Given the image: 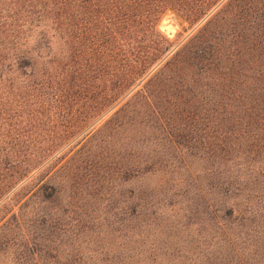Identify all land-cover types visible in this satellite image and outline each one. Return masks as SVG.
I'll return each instance as SVG.
<instances>
[{
    "label": "rangeland",
    "instance_id": "obj_1",
    "mask_svg": "<svg viewBox=\"0 0 264 264\" xmlns=\"http://www.w3.org/2000/svg\"><path fill=\"white\" fill-rule=\"evenodd\" d=\"M235 1L219 0L193 25L164 13L156 29L172 45L168 57L208 22L221 24ZM164 63L97 117L89 103L35 112L21 138L35 148L56 147L8 205L0 204V237L13 236L19 248L0 253V264L33 254L36 262L27 264H107L129 254V264H142L136 254L144 249L147 264H264V158H257L245 197L227 199L222 103L210 93L223 86L213 78L165 77ZM248 196L251 214L226 219L231 206H248ZM27 239L36 245L31 254L23 251Z\"/></svg>",
    "mask_w": 264,
    "mask_h": 264
},
{
    "label": "trees",
    "instance_id": "obj_2",
    "mask_svg": "<svg viewBox=\"0 0 264 264\" xmlns=\"http://www.w3.org/2000/svg\"><path fill=\"white\" fill-rule=\"evenodd\" d=\"M218 1L0 0L2 208L16 196L10 194L19 184L44 168L56 147L35 148L21 138L35 112L51 105L89 103L97 117L118 105L161 61L165 63L159 74L165 77L213 78L227 88L222 87L221 94L210 92L222 103V186L227 199H243L245 189L253 186L252 173L261 165L257 158H264V0H236L221 24L208 22L170 57L172 45L156 29L168 11L193 25ZM248 71L253 78H247ZM205 149L214 156L213 144ZM251 201L248 196L241 212L228 208L226 219L250 215ZM227 231L225 227L230 236ZM139 244L144 248L143 241ZM15 246L13 236L0 237V253L11 247L18 251ZM35 246L27 239L24 254ZM136 255L142 264L152 261L147 249ZM130 256L105 261L129 264ZM36 259L34 254L19 256L12 264Z\"/></svg>",
    "mask_w": 264,
    "mask_h": 264
},
{
    "label": "water",
    "instance_id": "obj_3",
    "mask_svg": "<svg viewBox=\"0 0 264 264\" xmlns=\"http://www.w3.org/2000/svg\"><path fill=\"white\" fill-rule=\"evenodd\" d=\"M161 27H166V24H165V23H162V24H161Z\"/></svg>",
    "mask_w": 264,
    "mask_h": 264
}]
</instances>
